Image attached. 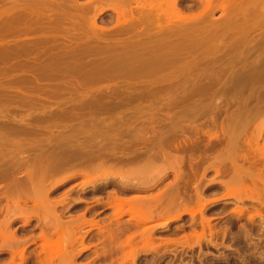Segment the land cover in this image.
Returning <instances> with one entry per match:
<instances>
[{"label":"rangeland","instance_id":"rangeland-1","mask_svg":"<svg viewBox=\"0 0 264 264\" xmlns=\"http://www.w3.org/2000/svg\"><path fill=\"white\" fill-rule=\"evenodd\" d=\"M170 1L0 0V264H264V0Z\"/></svg>","mask_w":264,"mask_h":264},{"label":"bare ground","instance_id":"bare-ground-1","mask_svg":"<svg viewBox=\"0 0 264 264\" xmlns=\"http://www.w3.org/2000/svg\"><path fill=\"white\" fill-rule=\"evenodd\" d=\"M168 1H169V0H168ZM171 1L173 2V6H172V8H174V6H175V7H178V9H177V14H178L179 12H181V11H178V10H179V6H178V1H179V0H171ZM171 1H170V2H171ZM202 1H203V0H202ZM204 1H205V0H204ZM207 1H208V4H207V6H206L205 8L208 10L210 7H212L211 9H213V6H214L215 4H214L212 1H214V0H207ZM221 1H222V0H221ZM227 1H228V0H227ZM233 1H234V0H233ZM163 2H164V1H163ZM170 2H169V3H170ZM172 2H171L170 4H172ZM211 2H212L213 4H212ZM216 2H217V0H216ZM224 2H225V0H224ZM235 2H236V1H235ZM235 2H234V3H235ZM247 2H248V1H247ZM151 3H152V2H150V4H151ZM206 3H207V2H206ZM222 3H223V2H222ZM230 3H231V2H230ZM237 3H238V2H237ZM170 4H168L169 7H170ZM256 4H257V3H256ZM148 5H149V3H148ZM164 5H165V3H164ZM227 5H228V4H227ZM227 5H226V6H227ZM230 5H231V4H230ZM142 6L145 7V5H142ZM146 6H147V5H146ZM153 6H154V5H153ZM162 6H163V5H162ZM222 6L224 7V5H222ZM222 6H220V7H222ZM13 7H14V6H13ZM144 7H143V8H144ZM154 7H155V6H154ZM154 7H152V8H154ZM223 7H222V8H223ZM229 7H230V6H229ZM229 7H228V8H229ZM11 8H12V7H11ZM145 8H146V7H145ZM148 8H149V7H148ZM155 8H156V7H155ZM157 8H158V7H157ZM162 8H163V7H162ZM170 8H171V7H170ZM174 9H175V8H174ZM174 9H172V10L174 11ZM206 9H204V11H203V9H202L201 11L205 12ZM211 9H209V10H211ZM9 10H10V9H9ZM165 10H166V8H165ZM172 10H171V12H172ZM213 10H214V9H213ZM226 10H227V9H225V11H226ZM119 11H121V10H119ZM124 11H125V10H124ZM124 11L122 10V15H123V12H124ZM127 11H128V10H127ZM15 12H16V11H15ZM203 12H202V13H203ZM125 13H127V12H125ZM202 13L200 12V14H201V15H200V16H201L200 18L203 17L201 20H203V19L205 18V15L202 14ZM205 13H208V11H206ZM209 13H210V11H209ZM10 14H11V13H10ZM118 14L121 16V13H118ZM175 14H176V11H175ZM179 14H180V13H179ZM212 14H213V13H211L210 15L212 16ZM233 14H234V13H233ZM124 15H125V14H124ZM154 15H155V13H154ZM181 15H182V14H181ZM207 15H208V17L210 16L209 14H207ZM8 16H9V13H8ZM147 16H148V14H147ZM155 16H156V15H155ZM177 16H178V15H177ZM183 16H184V15H183ZM193 16H194V15H193ZM193 16L191 17V15H190V19L188 20V21H190V23H191V22L195 23ZM211 16H210L208 19L211 20ZM94 17H97V14H96V16H94ZM157 17H158V15H157ZM175 17H176V16H175ZM178 17H179V16H178ZM184 17H185V16H184ZM184 17H182V18L184 19ZM229 17H230V16H229ZM232 17H233V16H232ZM0 18H1V17H0ZM22 18H23V17H22ZM124 18H125V17H124ZM182 18H180V19H182ZM187 18H189V17H187ZM15 19H16V18H15ZM90 19H91V18H90ZM92 19L95 20L96 18H92ZM130 19H131V18H130ZM183 19H182V20H183ZM191 19H192V21H191ZM227 19H228V16H227ZM94 20H93V23H95ZM176 20H177V19H176ZM178 20H179V18H178ZM204 20H205V19H204ZM204 20H203V21H204ZM206 20H207V19H206ZM206 20H205L206 23H208V22L210 21V20H208V22H207ZM9 21H10V20H9ZM126 21H127V19H126ZM180 21H181V20H180ZM185 21H186V20H185ZM188 21H187V22H188ZM174 22H175V21H174ZM187 22H186L185 24H188V23H189V22H188V23H187ZM5 23H6V22H5ZM175 23H177V22H175ZM168 24H171V23H168ZM183 24H184V23H183ZM185 24H184V25H185ZM120 25H122V24L120 23ZM160 25H161V24H159V27L162 26V25H161V26H160ZM177 25H178V24H177ZM210 25H211V24H210ZM6 26H7V24H6ZM12 26H13V25H12ZM12 26H11V27H12ZM87 26H88V25H87ZM90 26H91V25H90ZM92 26H93V25H92ZM122 26H123V25H122ZM182 26H183V25H182ZM194 26H195V27H196V26L198 27V25H194ZM208 26H209V24H208ZM4 27H5V25H4ZM8 27H9V26H8ZM15 27H16V26H15ZM98 27H99V26H98ZM118 27H119V26H118ZM179 27H180V26H179ZM205 27L207 28L206 25H205ZM205 27H202V28L204 29ZM209 27H210V26H209ZM211 27H212V26H211ZM6 28H7V27H6ZM29 28H30V27H29ZM122 28H123V27H122ZM124 28H125V27H124ZM182 28H183V27H182ZM185 28H187V27H185ZM190 28L193 29L194 27H191V25H190L189 28H188L189 31L191 30ZM222 28H223V26H222ZM228 28H229V26H228ZM13 29H14V28H13ZM159 29H160V28H159ZM175 29H177V28H175ZM183 29H184V28H183ZM196 29H197V28H196ZM196 29H194V30H196ZM208 29H209V28H208ZM87 30H88V29H87ZM142 30H143V29H142ZM157 30H158V29H157ZM177 30H180V28L177 29ZM78 31H79V30H78ZM82 31H83V30H82ZM93 31H94V30H93ZM152 31H153V30H152ZM184 31H185V30H184ZM186 31H187V30H186ZM189 31H187V32H189ZM196 31H197V30H196ZM171 32H172V31H171ZM177 32H178V33H177ZM177 32H176V33H175V32H174V33H170V34H172L173 37H175V38L172 37V39H175V40H176L177 37L179 38V35H180L181 31H177ZM179 32H180V33H179ZM187 32H185V33H187ZM190 32L192 33L193 30L190 31ZM190 32H189V33H190ZM0 33H1V32H0ZM3 33H4V32H3ZM89 33H91V32H89ZM93 33H94V32H93ZM118 33H120V32H118ZM163 33H164V32H163ZM191 33H190V34H191ZM194 33H196V32H194ZM81 34H82V33H81ZM81 34H80V35H81ZM83 34H84V32H83ZM157 34H158V32H157ZM160 34H161V33H160ZM164 34H165V33H164ZM173 34H174V35H173ZM201 34H202V33H201ZM144 35H146V34H144ZM166 35H167V34H166ZM186 35H188V33H187ZM193 35H194V34H193ZM210 35H211V34H210ZM91 36H92V33H91ZM133 36H134V35H133ZM157 36H158V35H157ZM183 36H184V34H183ZM188 36H189V35H188ZM188 36H187V37H188ZM207 36H208V35H207ZM46 37H47V36H46ZM70 37H71V36H70ZM124 37H125V36H124ZM131 37H132V36H131ZM149 37H150V36H149ZM158 37H159V36H158ZM161 37H162V36H161ZM189 37H190V36H189ZM191 37H192V36H191ZM193 37H194V36H193ZM193 37H192V38H193ZM197 37H198V36H197ZM213 37H216V36H213ZM82 38H83V37H82ZM136 38H137V37H136ZM144 38H145V37H144ZM165 38H166V37H165ZM167 38H169V37L167 36ZM178 38H177V39H178ZM181 38H183V37L181 36ZM192 38H191V39H192ZM84 39H85V38H84ZM155 39H156V38H155ZM162 39H163V38H162ZM184 39H185V38H184ZM187 39H188V38H187ZM197 39H198V38H197ZM130 40H131V39H130ZM158 40H159V39H158ZM158 40H157V41H158ZM164 40H165V39H164ZM181 40H182V39H181ZM181 40H180V38H179L178 41H176V42H179V41H181ZM207 40H208V39H207ZM211 40H212V39H211ZM108 41H109V40H108ZM159 41H161V39H160ZM172 41H174V40H172ZM183 41H184V40H183ZM199 41L201 42V40H199ZM17 42H18V41H17ZM88 42H89V41H88ZM101 42H102V41H101ZM115 42H116V41H115ZM151 42H152V41H151ZM155 42H156V40H155ZM170 42H171V41H170ZM181 42H182V41H181ZM185 42H187V40H185ZM193 42H194V41H193ZM193 42L191 41V43H193ZM195 42H196V41H195ZM207 42H209V41H207ZM212 42H213V41H212ZM214 42H217V41H214ZM219 42H220V41H219ZM18 43H19V42H18ZM82 43H83V42H82ZM84 43H85V42H84ZM143 43H144V42H143ZM196 43H197V42H196ZM205 43H206V42H205ZM205 43H204V44H205ZM217 43H218V42H217ZM235 43H236V42H235ZM235 43H234V44H235ZM16 44H17V43H16ZM147 44H148V43H147ZM153 44H154V43H153ZM165 44H166V42H165ZM173 44H174V42L172 43V45H173ZM178 44H179V43H178ZM184 44H185V43H184ZM188 44H189V43H187L186 45H188ZM193 44H194V43H193ZM193 44H191L190 47H191ZM200 44H201V43H200ZM200 44H199V45H200ZM236 44H237V43H236ZM87 45H88V44H87ZM113 45H114V44H113ZM116 45H117V44H116ZM141 45H143V44H141ZM162 45H164V42H163ZM170 45H171V44H170ZM174 45H175V44H174ZM199 45H198V48H199ZM205 45H206V44H205ZM210 45H211V44H210ZM215 45H216V44H215ZM51 46H52V45H51ZM155 46H156V45H155ZM155 46H154V47H155ZM158 46H160V45H158ZM167 46H168V45H167ZM235 46H236V45H235ZM12 47H13V46H12ZM174 47H175V46H174ZM188 47H189V45H188ZM188 47H187V48H188ZM193 47H194V45H193ZM196 47H197V44H196ZM196 47H195V48H196ZM200 47H201V46H200ZM208 47H209V46H208ZM126 48H127V47H126ZM185 48H186V47H185ZM201 48H202V47H201ZM201 48H200V49H201ZM209 48H210V47H209ZM215 48H216V47H215ZM215 48H214V49H215ZM217 48H219V47H217ZM13 49H14V48H13ZM27 49H28V48H27ZM152 49H153V48H152ZM159 49H160V48H159ZM159 49H158V50H159ZM212 49H213V47H212ZM214 49H213V50H214ZM55 50H56V49H55ZM173 50H174V49H173ZM190 50H192V49H189V50L187 49V52L190 51ZM193 50H195V49H193ZM205 50H206V49H205ZM207 50L209 51V49H207ZM210 50H211V48H210ZM213 50H211V52H212ZM53 51H54V50H53ZM116 51H117V50H116ZM137 51H138V50H137ZM145 51H147V50H145ZM161 51H162V49H161ZM203 51H204V49H203ZM208 51H205V52H208ZM20 52H21V50H20ZM30 52H31V51H29V53H30ZM16 53H18V51H17ZM22 53H23V52H22ZM130 53H131V52H130ZM158 53H159V52H158ZM189 53H191V52H189ZM208 53H209V52H208ZM208 53H207V54H208ZM9 54H10V53H9ZM171 54H172V53H171ZM191 54H192V53H191ZM201 54H202V53H201ZM209 54H211V53H209ZM205 55H206V54H204V56H205ZM113 56H114V55H113ZM145 56H146V55H145ZM167 56H168V55H167ZM170 56H171V55H170ZM174 56H175V55H174ZM195 56H196V55H195ZM200 56H201V55H200ZM207 56H208V55H207ZM212 56H213V55H212ZM214 56H215V55H214ZM185 57H186V56H185ZM196 57H197V56H196ZM196 57H195V59H196ZM219 57L222 58V56H219ZM124 58H125V57H124ZM157 58H158V57H157ZM172 58H173V57H172ZM204 58H205V57H204ZM215 58H216V57H215ZM109 59H110V58H109ZM177 59H178V58H177ZM207 59H208V58H207ZM131 60H132V59H131ZM173 60H174V58H173ZM202 60H203V59H202ZM229 60H230V59H229ZM112 61H113V60H112ZM128 61H129V60H128ZM178 61H179V60H178ZM240 61H241V60H240ZM103 62H104V61H103ZM211 62H212V61H211ZM211 62H210V63H211ZM221 62H222V61H221ZM221 62H220V63H221ZM242 62H243V61H242ZM242 62H241V63H242ZM254 62H255V61H254ZM104 63H105V62H104ZM128 63H129V62H128ZM225 63H227V62H225ZM22 64H23V63H22ZM98 64H99V63H98ZM142 64H143V63H142ZM145 64H146V63H145ZM151 64H152V63H151ZM155 64H156V63H155ZM163 64H164V63H163ZM222 64H223V63H222ZM42 65H43V64H42ZM107 65H108V64H107ZM111 65H112V64H111ZM129 65H130V64H129ZM192 65H193V64H192ZM210 65H211V64H210ZM232 65H233V64H232ZM38 66H39V65H38ZM127 66H128V65H127ZM163 66H164V65H163ZM97 67H98V66H97ZM183 67H184V66H183ZM197 67H198V66H197ZM218 67H219V66H218ZM228 67H229V65H228ZM262 67H263V66H262ZM128 68H129V67H128ZM158 68H159V67H158ZM169 68H170V67H169ZM178 68H179V67H178ZM225 68H226V67H225ZM143 69H144V68H143ZM235 69H236V67H235ZM242 69H243V68H242ZM38 70H39V69H38ZM126 70H127V69H126ZM141 70H142V67H141ZM156 70H158V69H156ZM160 70H161V69H160ZM184 70H185V69H184ZM187 70H188V69H187ZM95 71H97V70H95ZM150 71H151V70H150ZM198 71H199V70H198ZM213 71H214V70H213ZM196 72H197V71H196ZM201 72H202V71H201ZM241 72H242V71H241ZM213 73H214V72H213ZM242 73H243V72H242ZM247 73H248V72H247ZM262 73H263V72H262ZM50 74H51V73H50ZM89 74H90V73H89ZM236 74H237V73H236ZM58 75H59V74H58ZM85 75H86V74H85ZM144 75H146V74H144ZM183 75H184V74H183ZM185 75H186V74H185ZM210 75H211V74H210ZM212 75H213V74H212ZM216 75H217V74H216ZM243 75H244V74H243ZM260 75H261V74H260ZM37 76H38V75H37ZM39 76H40V74H39ZM43 76H44V75H43ZM55 76H56V75H55ZM180 76H181V75H180ZM197 76H198V75H197ZM89 77H90V76H89ZM106 77H107V76H106ZM128 77H129V76H128ZM236 77H237V76H236ZM33 78H34V77H33ZM68 78H69V77H68ZM197 78H198V77H197ZM35 79H36V78H35ZM102 79H103V78H102ZM194 79H195V78H194ZM199 79H200V77H199ZM204 79H205V78H204ZM216 79H217V78H216ZM236 79H237V78H236ZM75 80H76V79H75ZM185 80H186V79H185ZM185 80H184V81H185ZM200 80H201V79H200ZM230 80H231V79H230ZM251 80H252V79H251ZM253 80H254V79H253ZM256 80H257V79H256ZM256 80H255V81H256ZM260 80H261V79H260ZM27 81H29V80H27ZM202 81H203V77H202ZM225 81H226V80H225ZM255 81H254V82H255ZM262 81H263V80H262ZM25 82H26V81H25ZM76 82H77V81H76ZM81 82H82V81H81ZM190 82H191V81H190ZM237 82H238V81H237ZM258 82H259V81H258ZM153 83H154V82H153ZM213 83H214V82H213ZM228 83H229V82H228ZM194 84H195V82H194ZM198 84H199V83H198ZM209 84H210V83H209ZM253 84H254V83H253ZM255 84H256V83H255ZM73 85H74V84H73ZM81 85H82V84H81ZM148 85H149V84H148ZM202 85H203V84H202ZM191 87H192V85H191ZM200 87H201V86H200ZM244 87H245V86H244ZM75 88H76V87H75ZM187 88H188V87H187ZM141 89H142V88H141ZM170 89H171V88H170ZM175 89H176V88H175ZM244 89H245V88H244ZM252 89H254V88H252ZM74 90H75V89H74ZM155 90H156V89H155ZM191 90H192V89H191ZM191 90H190V91H191ZM245 90H246V89H245ZM249 90H250V89H249ZM257 90H258V89H257ZM61 91H62V90H61ZM72 91H73V90H72ZM187 91H188V90H187ZM194 92H195V91H194ZM256 92H257V91H256ZM261 92H262V91H261ZM101 93H102V92H101ZM148 93H149V92H147V94H148ZM177 93H178V92H177ZM179 93H180V92H179ZM203 93H204V91H203ZM258 93H259V92H258ZM181 94H182V93H181ZM193 94H194V93H193ZM207 94H208V93H207ZM103 95H104V94H103ZM118 95H119V94H118ZM148 95H149V94H148ZM191 95H192V94H191ZM191 95H190V96H191ZM254 95H255V94H254ZM88 96H89V95H88ZM116 96H117V95H116ZM146 96H147V95H146ZM193 96H195V95H193ZM196 96H198V95H196ZM240 96H241V95H240ZM249 96H250V95H249ZM83 97H84V96H83ZM105 97H108V96L105 95ZM150 97H151V96H150ZM186 97H187V96H186ZM191 97H192V96H191ZM241 97L243 98V96H241ZM253 97H254V96H253ZM256 97H257V96H256ZM84 98H85V97H84ZM95 98H96V97H95ZM147 98H148V97H147ZM192 98H193V97H192ZM192 98H191V99H192ZM238 98H239V96H238ZM246 98H247V97H246ZM249 98H250V97H249ZM263 98H264V97H263ZM180 99H181V98H180ZM243 99H244V98H243ZM89 100L92 101L91 99H89ZM99 100H102V99L100 98ZM107 100H108V99H107ZM187 100H188V98H187ZM189 100H190V98H189ZM245 100H246V99H245ZM252 100H253V98H252ZM97 101H98V100H97ZM185 101H186V100H185ZM237 101H238V100H237ZM253 101H254V100H253ZM241 102H242V101H241ZM244 102H246V101H244ZM98 103H99V102H97V104H98ZM114 103H115V102H114ZM115 104H116V103H115ZM115 104H113V106H114ZM239 104H241V103H239ZM248 105H249V104H248ZM261 105H262V104H261ZM101 106H102V105H101ZM94 107H95V105H94ZM98 107H99V106H98ZM196 107H197V106H196ZM244 107L246 108V106H244ZM250 107H251V106H250ZM110 108H111V107H110ZM112 108H113V107H112ZM218 108H219V107H218ZM262 108H264V107H262ZM106 110H107V109H106ZM249 110H250V109H249ZM249 110H248V111H249ZM245 111H246V109H245ZM254 111H255V110H254ZM227 113H228V112H227ZM251 113H252V112H251ZM237 114H238V112H237ZM252 115H253V114H252ZM242 116H243V115H242ZM237 117H238V116H237ZM229 119H230V118H229ZM235 119H236V118H235ZM251 119H252V118H251ZM243 120H244V119H243ZM263 120H264V119H263ZM253 121H254V120H253ZM253 121H252V122H253ZM252 122H250V124H251ZM226 123H228V122H226ZM243 123H244V122H243ZM247 123H248V122H247ZM241 124H242V123H241ZM248 124H249V123H248ZM263 124H264V123H263ZM238 125H239V124H238ZM246 125H247V124H246ZM246 125H245V127H246ZM256 125H257V124H256ZM251 126H252V125H251ZM261 126H262V125H261ZM261 126H260V127H261ZM222 127H223V126H222ZM239 127H241V126L239 125ZM224 128H226V127H224ZM247 128H248V127H247ZM263 128H264V127H263ZM222 129H223V128H222ZM231 129H233V128H231ZM242 129H243V128H242ZM237 130H238V129H237ZM256 130H257V129H256ZM225 131H226V130H225ZM227 131H228V130H227ZM243 131H244V130H243ZM245 131H246V130H245ZM260 131H261V130H260ZM222 133H223V132H222ZM234 133H235V132H234ZM237 133H238V132H237ZM237 133H236V134H237ZM259 133H260V132H258V134H259ZM230 134H231V133H230ZM244 134H245V133H244ZM218 135H220V134H218ZM232 135L234 136V134H232ZM210 136H211V135H210ZM220 136H221V135H220ZM252 136H253V135H252ZM252 136H251V137H252ZM258 136H259V135H258ZM258 136H257V137H258ZM226 137H227V136H226ZM230 137H231V136H230ZM254 137H256V136L254 135ZM254 137H253L252 141H251V140H248V141H247L248 145H249L251 148L253 147V145H255V144L257 145V144H258V143H257V140H258V139L256 140L257 137H256V138H254ZM170 138H171V137H170ZM172 138H174V137H172ZM240 138H241V137H240ZM161 139H162V138H161ZM212 139H213V138H212ZM234 139H235V138H234ZM237 139H238V138H237ZM244 139H245V138H244ZM250 139H251V138H250ZM156 140H157V139H156ZM232 140H233V138H232ZM117 141H118V140H117ZM167 141H168V140H167ZM220 141H221V140H220ZM235 142H237V141H235ZM37 143H38V142H37ZM80 143H81V142H80ZM103 143H104V142H103ZM169 143H170V142H169ZM178 143H179V142H178ZM226 143H227V142H226ZM38 144H39V143H38ZM97 144H98V143H97ZM155 144H156V143H155ZM263 144H264V142H263ZM167 145H168V144H167ZM167 145H166V146H167ZM231 145L234 146L235 144L233 145V143H232ZM241 145H242V144H241ZM244 145H245V144H244ZM72 146H73V145H72ZM97 146H98V145H97ZM99 146H100V145H99ZM73 147H74V146H73ZM83 147H84V146H83ZM87 147H88V146H87ZM172 147H173V146H172ZM237 147H238V146H237ZM254 147H256V146H254ZM31 148H32V147H31ZM71 148H72V147H71ZM76 148H78V146H77ZM79 148H80V147H79ZM155 148H156V147H155ZM192 148H193V147H192ZM224 148H225V147H224ZM227 148H228V147H227ZM234 148H235V147H234ZM259 148H260V147H259ZM106 149H108V148H106ZM237 149H238V148H237ZM239 149H240V148H239ZM249 149H250V148H249ZM261 149H262V148H261ZM60 150H61V149H60ZM69 150H70V149H69ZM194 150H195V148H194ZM219 150H220V149H219ZM219 150H218V151H219ZM231 150H232V149H231ZM233 150H234V149H233ZM233 150H232V152H233ZM258 150H259V149H258ZM63 151H64V150H63ZM82 151H83V150H82ZM103 151H104V150H103ZM239 151H240V150H239ZM41 152H42V151H41ZM71 152H72V151H71ZM223 152H224V151H223ZM235 152H236V151H235ZM253 152L256 153V150L253 151ZM257 152H258V151H257ZM35 153H36V152H35ZM59 153H60V152H59ZM72 153H73V152H72ZM88 153H89V152H88ZM110 153H112V152H110ZM115 153H116V152H115ZM227 153H228V152H227ZM61 154H62V153H61ZM154 154H155V153H154ZM157 154H158V153H157ZM218 154H219V153H218ZM221 154H222V153H221ZM230 154H231V153H230ZM241 154H242V153H241ZM249 154H250V153H249ZM257 154H258V153H257ZM62 155H64V154H62ZM90 155H91V154H90ZM162 155H163V154H162ZM247 155H248V154H247ZM254 155H255V154H254ZM110 156H111V155H110ZM159 156H160V155H159ZM218 156H219V155H218ZM230 156H231V155H230ZM236 156H237V155H236ZM250 156H251V155H250ZM261 156L264 157V151L261 152ZM29 157H30V156H29ZM74 157H75V156H74ZM115 157H116V156H115ZM163 157H164V156H163ZM227 157H228V156H227ZM232 157H233V156H232ZM238 157H239V156H238ZM240 157H241V155H240ZM246 157H247V156H246ZM78 158H80V156H79ZM111 158H112V157H111ZM118 158H119V157H118ZM248 158H249V157H247V159H248ZM256 158H258V156H257ZM59 159H60V158H59ZM62 159H63V158H62ZM108 159H109V158H108ZM113 159H114V158H113ZM115 159H116V158H115ZM119 159H120V158H119ZM138 159H139V157H138ZM138 159H137V160H138ZM154 159H156V158H154ZM167 159H168V158H167ZM261 159H262V158H261ZM77 160H78V159H77ZM168 160H169V159H168ZM173 160H174V159H173ZM183 160H184V159H183ZM39 161H42V160H39ZM61 161H62V160H61ZM113 161H115V160H113ZM131 161H132V160H131ZM225 161H226V159H225ZM232 161H233V160H232ZM232 161H231V162H232ZM248 161H250V159H249ZM253 161H254V160H253ZM34 162H35V161H34ZM59 162H60V160H59ZM67 162H68V161H67ZM95 162H96V161H95ZM115 162H116V161H115ZM115 162H114V163H115ZM158 162H159V161H158ZM160 162H161V161H160ZM175 162H176V159H175ZM42 163H44V162H42ZM45 163H46V162H45ZM73 163H74V162H73ZM118 163H119V162H118ZM177 163L179 164L180 162H177ZM177 163H176V164H177ZM251 163H252V162H251ZM253 163H254V162H253ZM253 163H252V164H253ZM93 164H94V163H93ZM103 164H104V163H103ZM159 164H160V163H159ZM239 164H240V163H239ZM239 164H238V165H239ZM39 165H40V164H39ZM70 165H71V164H70ZM112 165H113V164H112ZM135 165H136V162H135ZM180 165H181V164H180ZM71 166H72V165H71ZM80 166H81V164H80ZM90 166H91V165H90ZM96 166H97V165H96ZM110 166H111V165H110ZM110 166H109V167H110ZM118 166H120V165H118ZM176 166H178V165H176ZM224 166H225V165H224ZM235 166L237 167V165H233V167H235ZM239 166H240V165H239ZM241 166H242V165H241ZM241 166H240V167H237V168L234 170V171H235L234 174L230 177V179H229L227 182H224L225 188H226L227 190L229 189V191H230V187H232V186H235V187H236V185H239L240 188L243 187L242 189H245L248 185H252L251 183H253V184H255V185H258V183H257V184L255 183V182H256V179H257V181L260 182V184H263V185H264V177H263L264 173H263V172L260 173V178H258L259 176H258V173H257L256 179H255V178H254V177H255L254 174L256 173L255 170H254L255 172H254V174H253L252 172H250V170H249V171H248V170L245 171L246 169H245L244 171H243V169L240 170ZM91 167H92V166H91ZM99 167H100V166H99ZM107 167H108V165H107ZM111 167H112V166H111ZM120 167H121V166H120ZM123 167H124V166H123ZM163 167H164V166H163ZM174 167H175V166H174ZM250 167H251V166H250ZM27 168H28V167H27ZM34 168H35V167H34ZM83 168H84V167H83ZM89 168H90V167H89ZM124 168H125V167H124ZM130 168H131V167H130ZM172 168H173V167H172ZM238 168H239V169H238ZM243 168H244V167H243ZM31 169H32V168H31ZM40 169H41V168H40ZM42 169H43V168H42ZM81 169H82V168H81ZM81 169H80V171H81ZM87 169H88V168H87ZM90 169H91V168H90ZM99 169H100V168H98V170H99ZM101 169H102V167H101ZM125 169H126V168H125ZM160 169H161V168H160ZM207 169H208V168H207ZM260 169H261V168H260ZM8 170H9V169H8ZM8 170H7V171H8ZM12 170H13V169H12ZM43 170H44V169H43ZM92 170H94V168H92ZM92 170H91V171H92ZM111 170H113V169H111ZM122 170H123V169H122ZM157 170H158V169H157ZM164 170H165V169H164ZM176 170H177V169H176ZM251 170H252V169H251ZM35 171H36V170H35ZM38 171H39V170H38ZM41 171H42V170H41ZM45 171H46V170H45ZM123 171H125V170H123ZM133 171H134V170H133ZM160 171H161V170H160ZM174 171H175V170H174ZM178 171H181V170H178ZM178 171H177V172H178ZM5 172H6V171H5ZM12 172H13V171H12ZM36 172H37V171H36ZM82 172H84V171H82ZM82 172H80V173L82 174ZM92 172H93V171H92ZM92 172H90V173H92ZM105 172H106V170H105ZM109 172H111V171L109 170ZM125 172H126V171H125ZM136 172H137V171H136ZM8 173H9V172H8ZM29 173H30V172H29ZM41 173H42V172H41ZM100 173H102V171H101ZM205 173H206V172H205ZM216 173H217V174H220V170L217 169V170H216ZM5 174H7V172H6ZM9 174H10V173H9ZM37 174H38V173H37ZM46 174H47V173H46ZM97 174H98V173H97ZM114 174H115V173H114ZM125 174H126V173H125ZM139 174H140V173H139ZM159 174H160V173H159ZM175 174H176V173H175ZM177 174H178V173H177ZM179 174H180V173H179ZM261 174H262V175H261ZM29 175H30V174H29ZM35 175H36V174H35ZM85 175H86V174H85ZM85 175H84V177H85ZM92 175H93V174H92ZM133 175H134V174H133ZM142 175H143V174H142ZM0 176H1V175H0ZM10 176H11V175H10ZM48 176H49V175H48ZM75 176H76V175H75ZM96 176H97V175H96ZM121 176H122V175H121ZM121 176H120V177H121ZM143 176H144V175H143ZM143 176H142V177H143ZM175 176H176V175H175ZM3 177H4V176H3ZM5 177H6V175H5ZM27 177H28V176H27ZM92 177H93V176H92ZM94 177H95V175H94ZM102 177H103V176H102ZM123 177H124V176H123ZM138 177H139V175H138ZM6 178H7V177H6ZM65 178H66V177H65ZM175 178L178 179L179 176L177 175V177H175ZM247 178H250V179H251V180H250V184H248V185H247V183H248L247 181H249V180H247ZM2 179H3V178H2ZM9 179H10V178H9ZM128 179H129V178H128ZM30 180H31V178H30ZM179 180H180V178H179ZM182 180H183V179H182ZM182 180H181L180 182H182ZM18 181H19V180H18ZM18 181H17V182H18ZM21 181H22V180H21ZM26 181H27V180H26ZM39 181H40V180H39ZM175 181H176V180H175ZM12 182H13V181H12ZM27 182H28V181H27ZM30 182H31V181H30ZM33 182H34V181H33ZM154 182H155V181H154ZM94 183H95V182H94ZM123 184H124V183H123ZM141 184H142V183H141ZM16 185H17V184H16ZM21 185H22V184H21ZM35 185H36V184H35ZM38 185H39V184H38ZM263 185H262V186H263ZM13 186H14V185H13ZM17 186H18V185H17ZM27 186H29V185H27ZM239 186H238V187H239ZM252 186H253V185H252ZM262 186H261V187H262ZM18 188H19V187H18ZM34 188H35V189H34L33 191H35V190H37V189H40L39 187L36 189V186H35ZM177 188H178V187H177ZM247 188H248V187H247ZM22 189H24V188H22ZM8 190H9V189H8ZM231 190H233V188H232ZM250 190H251V189H250ZM10 191H11V190H10ZM37 191H38V190H37ZM229 191H228V192H229ZM25 192H26V191H25ZM35 192H36V191H35ZM40 192H42V191L39 190V193H40ZM181 192H182V191H181ZM198 192H199V191H198ZM230 192H231V191H230ZM241 192H242V191H241ZM243 192H244V191H243ZM246 192H247V191H246ZM37 193H38V192H37ZM182 193H183V192H182ZM4 194H5V193H4ZM12 194H13V193H12ZM33 194H35V193H33ZM41 194H42V193H40V194H36V195H37V197H38V195L40 196ZM229 194H230V193H229ZM233 194H235V193L233 192ZM236 194H237V193H236ZM236 194H235V195H236ZM167 195H168V194H167ZM167 195H166V196H167ZM170 195H171V196H170ZM177 195H178V194H177ZM177 195H175V194L173 195L172 193L169 194V196L166 197V202H167V203L165 202V203H166V204H165L166 206L164 205L165 207L163 206V209H165V208H167V207H168V209H170V208H172V207H171L172 205H177V202L180 201V200L176 199ZM9 196H10V195H9ZM16 196H17V195H16ZM158 196H160V195H158ZM174 196H175V197H174ZM180 196H181V195H180ZM242 196H243V195H242ZM242 196H241V197H242ZM244 196H245V195H244ZM40 197H41V196H40ZM153 197H154V196H153ZM153 197H152V198H153ZM155 197H156V196H155ZM223 197H224V196H223ZM235 197H236V196H235ZM248 197H249V196H248ZM248 197H247V198H248ZM257 197H259L258 194H257ZM15 198H16V197H15ZM46 198H47V197H46ZM116 198H117V195H116V197H114V199H116ZM136 198H137V197H136ZM157 198H158V197H157ZM161 198H162V197H160V199H159V198L157 199V200H158V201H157V202H158L157 204H162V200H163V199H161ZM190 198H191V197H190ZM19 199H20V198H19ZM21 199H22V198H21ZM41 199H42V198H40V202L42 203ZM129 199H130V198H129ZM137 199H138V198H137ZM241 199H242V198H241ZM251 199H252V198H251ZM254 199H255V198H254ZM256 199H257V198H256ZM260 199H261V198H260ZM17 200H18V199H17ZM23 200H24V199H23ZM42 200H43V199H42ZM138 200H139V199H138ZM177 200H178V201H177ZM193 200H194V199H193ZM26 201H27V200H26ZM43 201H44V200H43ZM51 201H52V199H51ZM115 201H118L120 204H122V200H120V199H118V198H117V200H115ZM115 201H114V202H115ZM136 201H137V200H135L134 202H136ZM139 201H140V200H139ZM139 201H138V202H139ZM188 201H189V200H188ZM188 201H187V202H188ZM257 201H258V200H257ZM12 202H13V201H12ZM16 202H17V201H16ZM61 202H62V201H61ZM114 202H113V203H114ZM132 202H133V201H132ZM207 202H208V201H207ZM43 203H44V202H43ZM125 203H126V202H125ZM125 203H124V204H125ZM192 203H193V202H192ZM10 204H11V203H10ZM55 204H57V203H55ZM134 204H135V203H134ZM139 204H140V203H139ZM13 205H14V204H13ZM17 205H19V204L17 203ZM43 205L47 207V204H46V205L43 204ZM52 205H53V204H52ZM128 205H130V204H129V203H128L127 205L125 204V206H128ZM137 205H138V204H137ZM137 205H136V206H137ZM113 206L116 207L115 205H113ZM121 206H122V207H121ZM138 206H139V205H138ZM203 206H204V205H203ZM203 206H202V207H203ZM13 207H14V206H13ZM15 207H18V206H15ZM23 207H24V206H23ZM27 207H28V206H27ZM42 207H43V206H42ZM46 207H44V208H46ZM119 207H120V208H124L123 204L120 205ZM119 207H116V208H119ZM130 207H131V205H130ZM134 207H135V205H134ZM141 207H143V206H141ZM156 207H158V206H156ZM160 207H161V206H160ZM169 207H170V208H169ZM176 207H177V206H176ZM202 207H201V208H202ZM29 208H30V207H29ZM44 208H43V209H44ZM137 208H138V207H137ZM148 208H150V207H148ZM148 208H147V209H148ZM152 208H153V207H152ZM201 208H200V209H201ZM6 209H7V208H6ZM9 209H10V208H9ZM27 209H28V208H27ZM36 209H37V208H36ZM139 209H140V208H139ZM159 209H161V208H159ZM176 209H177V208H176ZM44 210H45V209H44ZM48 210H49V209H48ZM121 210H122V209H121ZM131 210H132V209H131ZM136 210H138V209H136ZM148 210H149V209H148ZM170 210H171V209H170ZM13 211H14V210H13ZM19 211H21V210H20V207H19ZM128 211H130V209H129ZM14 212H15V211H14ZM40 212H41V211H40ZM10 213H11V212H10ZM22 213H23V212H22ZM37 213L39 214V212H37ZM45 213H46V212H45ZM55 213H56V212H55ZM123 213H125V212H123ZM140 213H141V212H140ZM153 213H155V212L153 211ZM161 213H162V212H161ZM194 213H195V212H194ZM258 213H259V212H258ZM12 214H14V213H12ZM34 214H35V213H34ZM141 214H142V213H141ZM141 214H140V215H141ZM182 214H183V212H182ZM55 215H56V214H55ZM57 215H58V214H57ZM120 215H121V214L119 213V216H120ZM9 216H10V215H9ZM45 216H47V214H46ZM116 216H117V215H116ZM119 216H117V217H119ZM181 216H182V215L180 214V215H178L177 217H175V219L180 218ZM7 217H8V216H7ZM47 217H48V216H47ZM55 217H56V218H55ZM55 217H54V218H55V221H56L55 223H60V224H61V222H62L63 220H62L59 216H55ZM57 217H58V218H57ZM61 217H62V216H61ZM117 217H116V218H117ZM11 218H12V216H11ZM59 218H60L62 221H61ZM148 218H150V217L148 216ZM51 219H53V218H51ZM51 219H50V221L52 222V226H51V227L54 228V229H55V227H59V226H54V225H56V224L53 225V222H54V221L51 220ZM80 219H81V218H80ZM173 219H174V218H172V220H173ZM4 220H5V219H4ZM46 220H47V218H46ZM59 220H60V221H59ZM78 220H79V218H78ZM79 221H80V220H79ZM86 221H87V220H86ZM86 221L83 220V219H81V223H79V224L77 223V225H75V227L78 229V232H79V230H81V229H79V228H81L82 226L84 227L85 225L87 226L88 221H87V222H86ZM170 221H171V220H170ZM51 222H50V223H51ZM63 222H64V221H63ZM207 222L210 223L209 220H208ZM47 223H48V225L50 224L49 222H47ZM60 224H59V225H60ZM64 224H65V223H64ZM64 224L62 225L63 229H66V230H67V229L70 228L71 223H70V224L67 223L66 226H65ZM68 224H69V225H68ZM74 224H76V223H74ZM74 224H73V225H74ZM90 224L93 225L92 222L88 223L89 226H90ZM1 225H2V224H1ZM3 225H4V224H3ZM7 225H8V224H7ZM10 225H11V224H10ZM50 225H51V224H50ZM95 226H99V225L96 224V225L93 226V228H94ZM5 227H6V226H5ZM51 227H50V228H51ZM64 227H66V228H64ZM67 227H68V228H67ZM75 227H74V228H75ZM91 227H92V226H91ZM91 227H90V228H91ZM101 227H102V226H101ZM76 228H75V229H76ZM98 228H100V227H98ZM43 229H44V228H43ZM58 229H59V228H58ZM63 229H62V231H63ZM71 229H73V228H71ZM77 229H76V231H77ZM100 229H101V228H100ZM49 230H50V229H49ZM55 230H56V229H55ZM55 230H53V231H55ZM66 230H65V231H66ZM3 231H4V230H3ZM72 231H73V230H72ZM81 231H82V230H81ZM67 232H68V231H67ZM67 232H66V233H67ZM10 233H11V232H10ZM62 233H63V232H62ZM64 233H65V232H64ZM6 234H7V233H6ZM2 235H3V234H2ZM9 235H10V234H9ZM12 235H13V233H12ZM76 236H77V235H76ZM2 237H3V236H2ZM15 237H16V236H15ZM39 239H40V238H39ZM81 240H82V239H81ZM13 241H14V240H13ZM4 243H5V242H4ZM17 244H18V243H17ZM12 245H13V244H12ZM15 254H16V253H15Z\"/></svg>","mask_w":264,"mask_h":264}]
</instances>
